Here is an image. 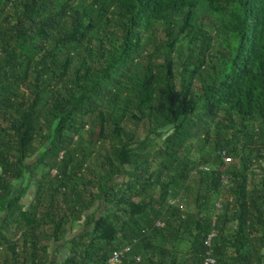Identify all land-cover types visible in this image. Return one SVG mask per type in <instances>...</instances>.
<instances>
[{
	"label": "trees",
	"instance_id": "1",
	"mask_svg": "<svg viewBox=\"0 0 264 264\" xmlns=\"http://www.w3.org/2000/svg\"><path fill=\"white\" fill-rule=\"evenodd\" d=\"M115 252L264 264V0H0V264Z\"/></svg>",
	"mask_w": 264,
	"mask_h": 264
},
{
	"label": "built area",
	"instance_id": "2",
	"mask_svg": "<svg viewBox=\"0 0 264 264\" xmlns=\"http://www.w3.org/2000/svg\"><path fill=\"white\" fill-rule=\"evenodd\" d=\"M225 161H230V159H229V158H226ZM210 238H211V237L209 236L208 239H207L206 244L209 243ZM121 257H122V252H115V253L113 254V257H112L111 260H110V264H120V262H121ZM208 261H209L210 263H213V260H212V259H209Z\"/></svg>",
	"mask_w": 264,
	"mask_h": 264
}]
</instances>
